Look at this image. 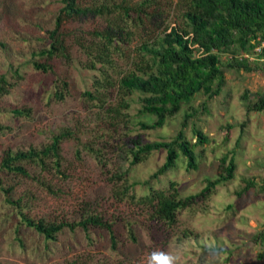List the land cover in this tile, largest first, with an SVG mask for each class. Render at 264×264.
Returning a JSON list of instances; mask_svg holds the SVG:
<instances>
[{
    "label": "rangeland",
    "instance_id": "374dc122",
    "mask_svg": "<svg viewBox=\"0 0 264 264\" xmlns=\"http://www.w3.org/2000/svg\"><path fill=\"white\" fill-rule=\"evenodd\" d=\"M32 1L0 0V40L9 41L10 47L18 51L19 62L26 60L20 54L22 50H28L15 36L17 30L24 29L21 17L28 15L34 5ZM53 1L42 8L48 21L60 7L58 1ZM79 1L84 3L86 0ZM157 1L164 8L161 18H165L166 23L177 21L176 5L180 1ZM103 27L105 22L101 16L88 15L67 19L61 29L70 35L68 38L88 40L93 31ZM34 33L38 36L44 32ZM145 37L146 33L139 29L130 42V49ZM34 40L39 44L36 38ZM7 52L1 53L0 74L7 69V63L1 66L6 61ZM72 52L74 58H85L76 46ZM12 54L13 51L8 53V59L12 60ZM74 58L71 62L57 59L53 74L25 68L22 79L9 87V94L0 96V123L8 126L7 130L0 132V159L9 149L40 147L50 143L54 136H63L59 144L61 173L49 167L41 170L29 162L23 165L30 176L0 173L3 182V188H0V264H147L154 251H163L174 257L175 264H196L200 248L194 249L192 243L184 239L179 241L184 229L211 232L219 237L227 234L231 238L234 254L228 262L222 260L225 254L220 258L210 255L206 257L208 264H264V257H257L261 248L251 242L252 235L264 232V110L248 111L245 106L247 102L255 101L258 95H264V73L225 69L226 82L219 95L207 99L197 93L191 101L188 111L194 115L184 129L186 136L195 141L192 133L195 126L206 133L211 142L196 147L197 152L202 151L196 169L187 170L184 159L179 158L177 167L152 180V185L164 189L172 180L181 195L194 193L203 186L205 177L214 175L218 159L224 154L234 157L235 177L219 185L211 196L208 204L217 207L213 213L182 210L178 222L167 226L153 221L150 206L138 202L148 191L140 183L162 164L165 151H154L145 161L129 166L127 150L137 137L143 141L171 139L180 128L187 107L162 128L142 129L139 121L150 123L154 117L138 113L140 103L137 97L132 95L130 107L123 109L116 89L112 87L102 106L95 100L96 92H92L91 97L83 93L85 89H91L89 77L94 71L83 69ZM116 62L117 68L110 72L114 79L128 65L126 59L117 58ZM56 77L68 81V92L62 100L49 98ZM85 77L89 79L84 81ZM247 92L248 98L243 100V94ZM24 107L29 108L28 115L15 116L9 112ZM115 108L119 113L114 112ZM226 130L230 133L227 140ZM124 171H127L128 182L133 183L129 192L135 195L133 198L118 194L122 181L116 175ZM243 177L251 178L254 185L238 196L245 185ZM6 188H9L11 199L23 198L27 205L23 211L47 223L74 222L79 220L81 212L93 210L112 225L115 247L112 248L109 233L103 228L91 229L88 235L80 229L75 232L65 229L58 234L56 241L46 242L41 235L22 224L17 234L24 246L19 245L13 239V227H9L18 225L20 216L18 209L5 201L7 193L1 189ZM228 204L232 208L227 211ZM213 241L211 236L205 243ZM215 258L218 263L212 261Z\"/></svg>",
    "mask_w": 264,
    "mask_h": 264
},
{
    "label": "trees",
    "instance_id": "16d2710c",
    "mask_svg": "<svg viewBox=\"0 0 264 264\" xmlns=\"http://www.w3.org/2000/svg\"><path fill=\"white\" fill-rule=\"evenodd\" d=\"M33 1L28 15L21 17L24 29L17 30L15 36L28 50L20 53L26 60L19 62L18 51L10 47L9 41L0 40V58L5 50L14 52L12 60L8 59L7 52L6 61L1 64L3 67L7 63V69L0 74V96L9 94V87L22 79L27 67L53 74V64L57 59L73 61L72 49L76 46L85 54V58L74 59L83 69L94 71L89 77L91 89H85L83 93L91 97L92 92H96L95 100L102 105L107 102L109 89L114 87L123 109L130 107V97L135 95L140 103L138 113L154 117L150 123L140 120L142 129L162 128L170 118L187 107L181 126L171 139L143 141L137 137L128 146L129 166L145 161L154 151H165L162 164L140 183L148 191L138 202L150 206L152 220L173 226L178 222V214L182 210L213 213L217 207L208 204L211 196L219 185L235 177L236 163L232 155L219 157L214 175L205 177L203 186L194 193L181 195L176 182L172 180L164 189L154 188L152 180L176 168L179 158L184 159L187 170L196 169L198 156L202 155V151L197 152L196 147L211 142L209 136L198 127H192L194 142L187 138L184 130L194 115L188 108L197 93H202L207 99L219 95L226 82L225 69L264 73V48L259 52L254 49L264 39V0H179L175 15L177 21L172 23H166L165 18H161L164 8L159 6L157 0H86L84 3L79 0H56L60 7L51 21L44 17L42 8L53 0ZM88 15L101 16L105 27L93 31L88 40L68 38L70 35L61 29L64 21ZM139 29L146 33V37L130 49V42ZM40 30H43V35L36 36L34 32ZM117 58L126 59L128 65L114 79L110 72L117 68ZM54 81L49 98L62 100L68 92V81L59 77ZM247 98L248 92L243 94L242 99ZM245 106L248 111L264 110V95H258L255 101L247 102ZM9 112L15 116L28 115L29 108H13ZM114 112L119 113L117 108ZM7 129V125L0 123V132ZM229 135L226 130L225 140ZM61 138V135L54 136L50 143L40 147L7 150L0 159V173L4 171L30 176L24 162L35 163L41 170L49 167L61 173ZM126 172L116 175L122 181L118 194L123 196L130 195L133 186L128 182ZM242 180L245 185L237 193L238 196L254 185L251 178L243 177ZM0 188H3L1 177ZM1 190L7 193L5 201L18 209V225L13 224L9 228L13 227V239L21 246L24 243L17 234L21 224L41 235L46 242L56 241L58 234L65 229L71 232L80 229L88 235L91 229L103 228L109 233L112 248L116 245L112 225L103 221L93 210L81 212L79 220L74 222L60 220L47 223L23 211L27 207L23 198L11 199L9 188ZM231 208L229 204L226 206L227 211ZM129 232L134 240L132 229ZM211 236L214 241L205 243ZM183 239L192 243L194 249L200 248V258L196 259V264H208L207 256L218 255L220 258L224 254L226 257L222 260L226 263L234 254L231 238L227 234L219 237L211 232L184 229L179 241ZM251 242L261 248L257 257L263 258L264 232L252 235ZM194 249L193 252H196ZM216 258L212 260L214 263H218Z\"/></svg>",
    "mask_w": 264,
    "mask_h": 264
},
{
    "label": "clouds",
    "instance_id": "9594fccd",
    "mask_svg": "<svg viewBox=\"0 0 264 264\" xmlns=\"http://www.w3.org/2000/svg\"><path fill=\"white\" fill-rule=\"evenodd\" d=\"M147 264H175V258L163 251L150 253Z\"/></svg>",
    "mask_w": 264,
    "mask_h": 264
},
{
    "label": "built area",
    "instance_id": "2783aa9c",
    "mask_svg": "<svg viewBox=\"0 0 264 264\" xmlns=\"http://www.w3.org/2000/svg\"><path fill=\"white\" fill-rule=\"evenodd\" d=\"M262 48H264V39L259 41L258 45L255 47V52L261 51Z\"/></svg>",
    "mask_w": 264,
    "mask_h": 264
}]
</instances>
